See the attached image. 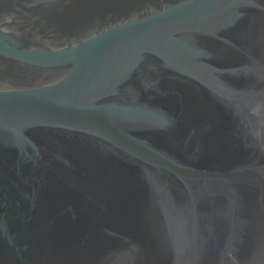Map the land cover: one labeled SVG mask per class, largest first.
<instances>
[{
    "label": "water",
    "instance_id": "95a60500",
    "mask_svg": "<svg viewBox=\"0 0 264 264\" xmlns=\"http://www.w3.org/2000/svg\"><path fill=\"white\" fill-rule=\"evenodd\" d=\"M0 264H264V0H0Z\"/></svg>",
    "mask_w": 264,
    "mask_h": 264
}]
</instances>
